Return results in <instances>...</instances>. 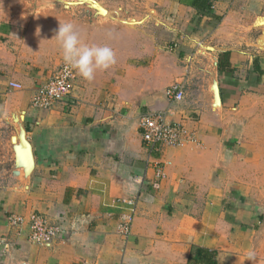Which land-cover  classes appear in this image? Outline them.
<instances>
[{"label": "crops", "instance_id": "obj_1", "mask_svg": "<svg viewBox=\"0 0 264 264\" xmlns=\"http://www.w3.org/2000/svg\"><path fill=\"white\" fill-rule=\"evenodd\" d=\"M84 1L99 3L44 0L54 7L40 13L35 0H0V140L20 125L25 140L11 147L9 175L26 179L0 181V264H264V0H106L186 19L184 43L171 48L179 59L196 35L217 34L215 81L197 103L187 97L192 77L155 61L142 90L140 69L128 63L143 56L123 30L124 56L111 68L123 67L119 77L133 89L96 90L76 71L65 102L36 110L34 94L64 63L55 36L66 12L57 4ZM177 83L185 100L171 106L165 91ZM148 110H167L166 121L196 142L152 153L139 130ZM34 217L63 234L33 242Z\"/></svg>", "mask_w": 264, "mask_h": 264}, {"label": "rangeland", "instance_id": "obj_2", "mask_svg": "<svg viewBox=\"0 0 264 264\" xmlns=\"http://www.w3.org/2000/svg\"><path fill=\"white\" fill-rule=\"evenodd\" d=\"M41 1L43 2L39 5V0H35V5L40 13L49 12L50 7H54V4H47L44 0ZM57 5L59 9H62V12H66L65 18L61 16L62 19H60V22H71L74 24L76 31L87 32L85 38H87L88 41L90 40V44L87 43L90 46L106 45L111 47L115 52L116 60L119 62H121L124 56L121 52L122 46L124 45L122 41L124 35L121 36L118 32L123 30L129 31V42L131 47L136 53V50L141 52L143 56L141 58H132L130 63H128L131 64L129 66H135L140 69V71L134 75V79L143 80L141 84L142 90L146 88L144 80L150 77L149 68L155 61H158L162 66H166L165 64L167 62L173 64V69H168L169 72L172 71V74L176 73V68L178 67L183 69L185 75H183L182 81L185 77L190 75L192 78L187 82V97L197 103H199L198 99H196L198 93L208 90L207 84L213 82L212 78H214L215 81L217 73L214 66V55L218 49L217 34L196 35V37L191 40L192 42L194 41L195 47L191 48L185 59H179L177 54L171 51V48L177 43H184L186 37L182 36L181 31H183L186 19H183L181 22L178 21L176 19L177 12L171 16L173 18L171 19L170 16L166 15V13L159 12V10H157L156 14H154L153 11L150 12L144 4L130 5L107 3L106 0H99L98 5H90L89 3H85V1L75 6L68 4ZM243 7H245V5L240 4L238 9H242ZM253 12V9L252 11L247 9L243 12V15L249 16L251 14L250 16L253 17ZM249 17L245 19L246 23L249 21ZM258 25H261V20L258 21ZM117 61L115 66L118 64ZM124 70L123 67H114L106 71H98L90 85L96 90L107 87L106 91L123 89L127 86L133 89L134 86L129 83L128 80L125 82L123 78L120 79L119 77ZM138 76H140V78H138ZM161 79L164 84L169 81L170 75L164 72L162 73ZM200 81L201 83H199ZM134 85L137 84L135 83ZM19 124H21V120ZM13 127H10L8 130L9 133L2 132L1 134L0 181L6 186L10 184L11 179H15V181H17L16 186L22 187L25 185V175H9L12 170L14 171L16 169L15 165L10 163L12 154L11 147L14 144L16 145L18 140H25L23 133L20 131V125L18 126L13 123ZM3 129L4 125H2V130ZM21 169L20 167L19 172ZM17 176L18 178L16 179Z\"/></svg>", "mask_w": 264, "mask_h": 264}, {"label": "built area", "instance_id": "obj_3", "mask_svg": "<svg viewBox=\"0 0 264 264\" xmlns=\"http://www.w3.org/2000/svg\"><path fill=\"white\" fill-rule=\"evenodd\" d=\"M178 44L174 45V49ZM76 79V70L70 68L64 62L55 72H53L46 82L40 86L32 99V108L36 110H48L57 103L65 102L73 91V83ZM12 90L21 91L20 84L11 83ZM185 87L177 83L165 91V98L169 105L179 106L185 100ZM168 111L148 110L141 114L139 120V130L142 142L146 149L152 153L161 154L162 148H177L188 142H196L195 135L190 133L183 124L168 123L166 114ZM134 207L132 202L126 203ZM133 216L128 218L122 234L129 230L128 224L132 222ZM62 228L49 226L41 219L34 217L31 232V240L35 243L45 244L55 238L61 237Z\"/></svg>", "mask_w": 264, "mask_h": 264}, {"label": "clouds", "instance_id": "obj_4", "mask_svg": "<svg viewBox=\"0 0 264 264\" xmlns=\"http://www.w3.org/2000/svg\"><path fill=\"white\" fill-rule=\"evenodd\" d=\"M55 39L60 42L66 65L86 81H92L98 71H106L116 63L111 47L82 43L71 22L59 24ZM248 258L252 259L253 253L249 252Z\"/></svg>", "mask_w": 264, "mask_h": 264}, {"label": "trees", "instance_id": "obj_5", "mask_svg": "<svg viewBox=\"0 0 264 264\" xmlns=\"http://www.w3.org/2000/svg\"><path fill=\"white\" fill-rule=\"evenodd\" d=\"M227 57H228V56H227ZM226 64H228V62H227ZM226 64H225V65H226ZM219 67H220V70H222V71H224V69H226V67L223 66V64H222L221 62H220Z\"/></svg>", "mask_w": 264, "mask_h": 264}, {"label": "water", "instance_id": "obj_6", "mask_svg": "<svg viewBox=\"0 0 264 264\" xmlns=\"http://www.w3.org/2000/svg\"><path fill=\"white\" fill-rule=\"evenodd\" d=\"M215 92H216V93H217V95H218V89H217V88L215 89ZM218 99H219V98H218Z\"/></svg>", "mask_w": 264, "mask_h": 264}]
</instances>
